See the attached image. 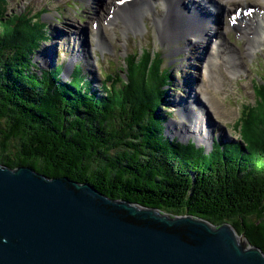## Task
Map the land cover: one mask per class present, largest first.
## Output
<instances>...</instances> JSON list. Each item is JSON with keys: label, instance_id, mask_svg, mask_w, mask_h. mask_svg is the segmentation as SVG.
<instances>
[{"label": "trees", "instance_id": "obj_1", "mask_svg": "<svg viewBox=\"0 0 264 264\" xmlns=\"http://www.w3.org/2000/svg\"><path fill=\"white\" fill-rule=\"evenodd\" d=\"M7 7L0 0L1 164L88 182L112 199L174 215L227 222L264 253L263 77L253 83L254 103L240 109L239 139L206 151L162 132L159 108L172 76L161 53L130 54L124 74H106L99 91L80 63L63 82L62 64L38 69L32 61L48 38L43 9Z\"/></svg>", "mask_w": 264, "mask_h": 264}, {"label": "water", "instance_id": "obj_2", "mask_svg": "<svg viewBox=\"0 0 264 264\" xmlns=\"http://www.w3.org/2000/svg\"><path fill=\"white\" fill-rule=\"evenodd\" d=\"M239 236L227 222L0 163V264H264L261 249Z\"/></svg>", "mask_w": 264, "mask_h": 264}, {"label": "rangeland", "instance_id": "obj_3", "mask_svg": "<svg viewBox=\"0 0 264 264\" xmlns=\"http://www.w3.org/2000/svg\"><path fill=\"white\" fill-rule=\"evenodd\" d=\"M7 1L9 12L26 10L36 12L43 9L41 18L47 24L48 38L41 43L32 56V61L38 69H49L57 64H62L65 67L61 73V79L65 82L70 78V65L81 62L80 66L85 78H88L93 89L99 91L102 88L103 75L116 71L120 73V70H123V61L130 53L140 51L141 48L152 51L151 55L153 52H159L163 57L164 66L171 68L172 76V82L166 88L164 97L166 102L159 108L163 117L162 132L164 136L170 139L177 138L184 143L190 139L195 141L198 146H203L206 151L211 148L212 141L231 142L239 139L236 121L240 115L241 105L254 103L256 98L253 92V83L260 82V79L264 78V35L260 40L253 41L252 48H247L245 36L239 38L238 33L230 27L225 35L229 45L224 53L231 57L228 56L227 59L231 64L234 63V69L237 72L228 73L224 65H218L214 70V78L219 80L216 84L217 88L216 86L212 87L210 80L207 84L202 70L205 65L204 60L200 57L204 50L205 54L211 52L212 40L206 49H204L202 41L190 46L186 45L184 39L175 42H161L157 28L152 22L154 10L162 11L158 0H152L153 13L146 15L143 20L144 24L140 23V28H128L127 31H121L122 23L120 21L110 18L112 12H107V5L103 9L100 7L102 0ZM248 4L255 6L252 2ZM258 4L263 5L264 9V1H259ZM222 6L225 8L224 4ZM162 19L164 21L168 18L162 17ZM110 20H114V23L110 24ZM224 22L227 25V18L223 16ZM77 31H83V37L86 39V44L88 43L85 54L77 51L78 46L74 42L77 41ZM95 31L107 35L110 43L104 46L100 39L96 38ZM262 32H264L263 29ZM209 34L208 31H204L206 41L207 36L212 39ZM40 55H43V58H40ZM206 76L210 79L207 74ZM193 90L198 95L196 94L194 100L192 99L193 101L188 104L191 112L182 111L180 105L186 103L185 93L193 92ZM205 93L210 99L212 107L208 106L209 103L207 104L203 95ZM200 108L203 111V120L204 112H208L215 122L209 126V142L199 141L198 137L193 135H184L185 132L182 128L183 124L188 126L191 124L190 118L193 113L198 116L202 115ZM188 130L195 131V128Z\"/></svg>", "mask_w": 264, "mask_h": 264}, {"label": "bare ground", "instance_id": "obj_4", "mask_svg": "<svg viewBox=\"0 0 264 264\" xmlns=\"http://www.w3.org/2000/svg\"><path fill=\"white\" fill-rule=\"evenodd\" d=\"M117 1L118 0H102V4L100 2L99 3L102 9L107 5V12L110 13L112 12L110 18H115V21L118 20L122 23L121 31H127L128 28H134V29L140 28L139 27L141 26L140 23L144 24L145 21L143 20L146 17V15L153 13V8L151 4L152 0H130V1H125L120 5L117 3ZM158 1L162 6V11L159 12L154 10L155 13L152 22L157 28L158 36L161 42L164 43L165 41L175 42L179 39H184L186 40V45L190 46L202 41L204 49H206V46L212 40L213 45L211 47V52H209L208 54L206 53L207 54L206 55L204 50L202 51L204 53L200 55V57L203 58L204 60L203 62L205 64L202 68L205 74V79L207 81V84H209V80L212 82V87L213 86L217 87L216 84L219 82V80H216L214 78V74H215L214 70L218 67V65H222V66L224 65L228 73L237 72L234 69L235 68L234 63L231 64V62L227 59L229 55L224 53L225 50L227 51V46L229 45V43L225 39V35L227 31L230 30L229 21L233 20V24L231 27L235 32L238 33L239 38L245 36L247 48H252L251 45L253 41L260 40L262 35H264V32H262V29L264 30V9L262 8L263 5L258 4L259 1H264V0H158ZM249 2L254 3L256 6V9L253 12H250L248 13V15L245 16L232 15L237 5L239 6L242 5L245 7L248 6ZM222 4L225 5V8L222 6ZM125 7L127 8L124 9ZM223 16L227 18V22H228L227 25L225 22L223 23ZM96 17L98 18V15ZM162 17L168 19H164L163 21ZM109 23L113 24L114 20H110ZM204 31H208L212 39H209V37L207 36L206 38L207 41H206L204 39ZM95 32H96V38L100 39L101 43L104 44V46H107L110 43L109 39L107 38V35L105 36L103 32H97V31ZM83 34H84L83 31H77L76 32L77 41L74 39V37L73 40H75L74 42L77 43L78 46V49L76 48L77 51H79V53L83 52L85 54L88 43L86 44V39L83 37ZM43 55H40V58H43L42 57ZM206 74L209 76L210 79L207 78ZM185 94L187 96L186 98L184 97V99H186L185 100L186 103L185 105L181 104L180 106L182 111L183 110L186 112L189 111L190 113L191 111L189 110L188 104L194 100L193 98L196 97L197 92L193 90V92L190 93L186 92ZM203 95L204 98L206 99L207 104L209 103L208 106L212 107L210 99L207 98V94L205 93ZM200 111L202 112L201 116H198L195 113L192 114V117L190 118L191 124L189 126L185 124L182 125L183 126L182 128L184 129L183 131L185 132L184 135L186 136L193 135L198 137L199 141L203 140L209 142L210 140L209 126H211L212 123L214 124L215 122H213V119L208 112L204 113L205 117L203 120V111L201 110V108ZM190 128H195V131L188 130Z\"/></svg>", "mask_w": 264, "mask_h": 264}]
</instances>
